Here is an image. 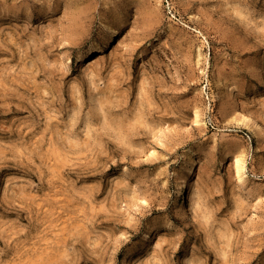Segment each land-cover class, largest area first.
Wrapping results in <instances>:
<instances>
[{
    "label": "rangeland",
    "instance_id": "1",
    "mask_svg": "<svg viewBox=\"0 0 264 264\" xmlns=\"http://www.w3.org/2000/svg\"><path fill=\"white\" fill-rule=\"evenodd\" d=\"M0 264H264V0H0Z\"/></svg>",
    "mask_w": 264,
    "mask_h": 264
},
{
    "label": "bare ground",
    "instance_id": "2",
    "mask_svg": "<svg viewBox=\"0 0 264 264\" xmlns=\"http://www.w3.org/2000/svg\"><path fill=\"white\" fill-rule=\"evenodd\" d=\"M242 165H240V163L238 162L237 163V175L239 176V177H242ZM183 194H184V196H186V194L183 192ZM183 197V196H182Z\"/></svg>",
    "mask_w": 264,
    "mask_h": 264
},
{
    "label": "snow or ice",
    "instance_id": "3",
    "mask_svg": "<svg viewBox=\"0 0 264 264\" xmlns=\"http://www.w3.org/2000/svg\"><path fill=\"white\" fill-rule=\"evenodd\" d=\"M118 38H119V37H113V40H118ZM183 254H184V253H182V255H183Z\"/></svg>",
    "mask_w": 264,
    "mask_h": 264
}]
</instances>
